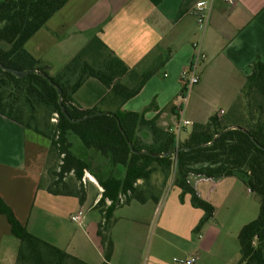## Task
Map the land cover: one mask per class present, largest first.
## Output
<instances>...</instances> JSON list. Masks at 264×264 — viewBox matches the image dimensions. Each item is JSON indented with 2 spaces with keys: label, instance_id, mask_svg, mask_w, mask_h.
<instances>
[{
  "label": "crops",
  "instance_id": "0c3cea01",
  "mask_svg": "<svg viewBox=\"0 0 264 264\" xmlns=\"http://www.w3.org/2000/svg\"><path fill=\"white\" fill-rule=\"evenodd\" d=\"M196 1L68 0L24 47L54 74L96 35L129 66L117 87L103 95L102 86L88 79L74 95L82 108L112 109L120 91L156 64V72L121 109L141 111L154 99L158 110L147 111L145 117L158 113L157 125L183 140L194 122L223 114L240 94L253 63L264 61V0H235L233 5L211 0L203 24L195 21ZM198 51L205 58L197 66L199 82L187 95L192 116L184 117L187 103L176 101L181 68ZM182 119L192 124L181 125ZM49 146L46 137L0 114V196L31 234L88 264H105L97 235L101 214L94 207L102 188L86 183L81 204L73 195H54L39 187ZM188 180L214 206L213 217L195 230L203 211L191 205L188 194L180 201V189L168 178L158 202L131 200L114 210L107 264H173V257L189 255L198 257L197 264H238L237 234L258 214L254 194L226 173L190 174ZM73 215L81 217L80 224ZM18 245L0 213V264H15Z\"/></svg>",
  "mask_w": 264,
  "mask_h": 264
},
{
  "label": "trees",
  "instance_id": "16d2710c",
  "mask_svg": "<svg viewBox=\"0 0 264 264\" xmlns=\"http://www.w3.org/2000/svg\"><path fill=\"white\" fill-rule=\"evenodd\" d=\"M67 1L0 0V63L21 71L37 70L17 77L0 68V114L49 139V162L39 187L54 195H73L82 204L86 198L82 177L85 171L94 176L102 188L94 207L101 214L97 235L107 264L117 207L131 200L158 202L174 173L179 200L188 194L191 205L203 211L198 230L213 217L215 208L191 186L189 175H234L259 205L256 218L237 234L238 264H264V61L253 63L240 94L223 114L194 122L186 137L177 140L157 125L158 113L145 117L147 111L158 110L154 99L141 111L121 109L156 72V64L120 91L112 109L82 108L74 95L88 79L102 86L103 95L117 87L129 66L96 35L54 74L25 49V42ZM45 75L61 88V102ZM237 164L242 167L236 168ZM157 172L159 184L152 180ZM0 213L19 240L15 264H88L28 232L1 196Z\"/></svg>",
  "mask_w": 264,
  "mask_h": 264
},
{
  "label": "built area",
  "instance_id": "2783aa9c",
  "mask_svg": "<svg viewBox=\"0 0 264 264\" xmlns=\"http://www.w3.org/2000/svg\"><path fill=\"white\" fill-rule=\"evenodd\" d=\"M226 3L233 5L235 0H223ZM211 7V0H197L195 2V5L193 7V14L195 17V21L198 24H203L207 18ZM195 47L198 44H194ZM205 58V54L198 52H195L194 57L192 59V62L189 64L184 65L181 68V90L176 96V101L180 103V105H185L187 103V95L189 90L196 85L199 82V73L197 70V66L200 60ZM181 125L187 126L191 125V121L189 119H182L180 121ZM93 181L90 173L88 171H85L82 182L83 184H86V181ZM120 201H123V197H120ZM109 202V201H108ZM72 220L79 223L81 222V217L78 215H73ZM198 257L196 255H189L186 257H173L172 263L173 264H197Z\"/></svg>",
  "mask_w": 264,
  "mask_h": 264
},
{
  "label": "rangeland",
  "instance_id": "374dc122",
  "mask_svg": "<svg viewBox=\"0 0 264 264\" xmlns=\"http://www.w3.org/2000/svg\"><path fill=\"white\" fill-rule=\"evenodd\" d=\"M188 93H191V89L189 90V92ZM192 100H190V102H191ZM190 104V103H189ZM189 104L187 103V105H186V107H185V110H184V112H183V116L184 117H189V116H192V114H191V110L189 109ZM219 105H217V106H213V108L214 107H218ZM222 114V113H221ZM182 136H184V132L182 131ZM58 162H59V158H57V160H55V163L56 164H58ZM56 166V165H55ZM89 172V171H88ZM90 173V172H89ZM90 175H91V177H92V180L93 181H91V183H93L96 187H98V182H97V180L94 178V176L90 173ZM69 177H71V176H69ZM170 178H174V173H172V175L170 176ZM68 179V178H67ZM153 182H155L156 184H159L160 183V181H161V175L159 174V172H157L154 176H153ZM90 181H86V183H89ZM89 189H90V185H89ZM254 201H255V207H257V210H258V207H259V205H258V200H257V198L254 196ZM257 213H258V211H257ZM256 216L257 215H255V218H256ZM238 243V242H237ZM238 249H239V245H238ZM238 255L240 256V252H239V250H238Z\"/></svg>",
  "mask_w": 264,
  "mask_h": 264
},
{
  "label": "water",
  "instance_id": "95a60500",
  "mask_svg": "<svg viewBox=\"0 0 264 264\" xmlns=\"http://www.w3.org/2000/svg\"><path fill=\"white\" fill-rule=\"evenodd\" d=\"M0 68L5 70V71H9L11 73H13L15 76L17 77H23L24 75H26L28 72H33V71H37L34 69H31L29 71H21V70H17V69H13L7 66H4L3 64L0 63ZM46 79L49 81V83H51L57 90L58 95H59V101L61 102V95H62V91L61 88L59 86H57L52 80L51 78H49L47 75H45ZM234 128H236V126H233Z\"/></svg>",
  "mask_w": 264,
  "mask_h": 264
}]
</instances>
